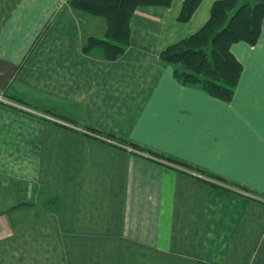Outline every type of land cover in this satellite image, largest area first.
<instances>
[{
    "label": "crops",
    "instance_id": "1",
    "mask_svg": "<svg viewBox=\"0 0 264 264\" xmlns=\"http://www.w3.org/2000/svg\"><path fill=\"white\" fill-rule=\"evenodd\" d=\"M213 1L185 23L182 0L137 8L107 60L82 51L104 38L102 18L0 0V264H264V19L256 44L230 47L242 65L230 102L159 59Z\"/></svg>",
    "mask_w": 264,
    "mask_h": 264
},
{
    "label": "trees",
    "instance_id": "2",
    "mask_svg": "<svg viewBox=\"0 0 264 264\" xmlns=\"http://www.w3.org/2000/svg\"><path fill=\"white\" fill-rule=\"evenodd\" d=\"M172 2L173 0H68L71 9L105 21L104 38L88 37L82 45V51L90 54L99 50L107 60L119 57L129 45L130 20L137 8L169 7ZM201 2L202 0H182L177 21H189ZM263 19L264 0H214L205 23L194 33L161 50L159 59L173 66V76L181 85L199 88L212 98L230 102L242 72V65L231 53L230 47L237 42L256 44ZM85 129L98 136L115 138L140 152L171 161L184 169H195L203 173L187 163L172 160L112 134L90 127ZM207 177L218 183L228 184L221 177L211 174ZM209 185L214 186L213 183ZM228 185L247 191L236 184ZM24 205L27 203L19 201L12 209ZM194 264L207 263L197 261Z\"/></svg>",
    "mask_w": 264,
    "mask_h": 264
},
{
    "label": "rangeland",
    "instance_id": "3",
    "mask_svg": "<svg viewBox=\"0 0 264 264\" xmlns=\"http://www.w3.org/2000/svg\"><path fill=\"white\" fill-rule=\"evenodd\" d=\"M3 100H5V99H3ZM3 102L8 103L6 100L3 101ZM30 105H33V104H30ZM33 107H35L36 109H40V110H43V108H44V107L41 106V105H39V106H33ZM49 109H50V108H49ZM126 146H127V145H126ZM127 147H129V146H127ZM129 148H132V147H129ZM133 150L140 152L139 150H136V149H134V148H133Z\"/></svg>",
    "mask_w": 264,
    "mask_h": 264
},
{
    "label": "built area",
    "instance_id": "4",
    "mask_svg": "<svg viewBox=\"0 0 264 264\" xmlns=\"http://www.w3.org/2000/svg\"><path fill=\"white\" fill-rule=\"evenodd\" d=\"M4 98L0 95V102H3V101H5V100H3ZM3 103H5V102H3Z\"/></svg>",
    "mask_w": 264,
    "mask_h": 264
}]
</instances>
